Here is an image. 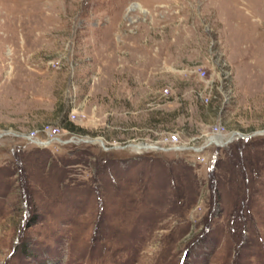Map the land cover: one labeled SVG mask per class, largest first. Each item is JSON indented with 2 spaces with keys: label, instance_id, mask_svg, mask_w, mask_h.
Here are the masks:
<instances>
[{
  "label": "rangeland",
  "instance_id": "rangeland-1",
  "mask_svg": "<svg viewBox=\"0 0 264 264\" xmlns=\"http://www.w3.org/2000/svg\"><path fill=\"white\" fill-rule=\"evenodd\" d=\"M262 132L264 0H0V264H264Z\"/></svg>",
  "mask_w": 264,
  "mask_h": 264
},
{
  "label": "water",
  "instance_id": "water-1",
  "mask_svg": "<svg viewBox=\"0 0 264 264\" xmlns=\"http://www.w3.org/2000/svg\"><path fill=\"white\" fill-rule=\"evenodd\" d=\"M260 134H264V132L260 133ZM239 138H243V139H250V138H253V135H243V134H239ZM3 136L0 135V138ZM238 135H235L233 136L231 139L227 140L226 142H220L218 141L217 139H212L210 140L208 143H206L205 145L201 146V147H194L190 150L192 151H195V152H202L204 151V149H206L207 147H209L210 145H216L218 147H225L227 146L228 144H230ZM238 139V138H237ZM33 141V140H32ZM81 141V140H80ZM33 143L37 144V145H41V146H47L50 144V141L48 142H43V141H33ZM77 143H81V142H77ZM125 148H157L156 146H153V145H148V144H143V145H139V144H129L127 146H124ZM102 148L103 150L105 151H109L111 148L110 147H106L104 145H102ZM178 149H182V150H186V149H183L182 147H178ZM160 150H163V151H166L167 149L165 148H161Z\"/></svg>",
  "mask_w": 264,
  "mask_h": 264
},
{
  "label": "built area",
  "instance_id": "built-area-1",
  "mask_svg": "<svg viewBox=\"0 0 264 264\" xmlns=\"http://www.w3.org/2000/svg\"><path fill=\"white\" fill-rule=\"evenodd\" d=\"M195 77H197L201 83H204L207 82L208 84V72L206 70L204 71H201V70H194L192 71V73ZM34 139H37V138H34ZM166 141L168 142V147H174V148H178L179 147V143H180V140H179V137L176 136V135H171L170 137H168L166 139Z\"/></svg>",
  "mask_w": 264,
  "mask_h": 264
},
{
  "label": "bare ground",
  "instance_id": "bare-ground-1",
  "mask_svg": "<svg viewBox=\"0 0 264 264\" xmlns=\"http://www.w3.org/2000/svg\"><path fill=\"white\" fill-rule=\"evenodd\" d=\"M138 9H140V8L138 7ZM140 11H142V12H143V10H141V9H140ZM143 13H145V12H143ZM218 139H220V138H218ZM141 150H142V149H141Z\"/></svg>",
  "mask_w": 264,
  "mask_h": 264
}]
</instances>
